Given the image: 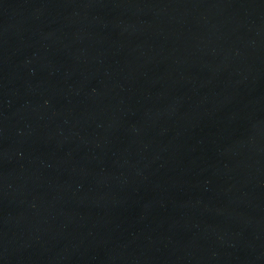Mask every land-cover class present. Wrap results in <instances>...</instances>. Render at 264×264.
Here are the masks:
<instances>
[{"label": "water", "instance_id": "obj_1", "mask_svg": "<svg viewBox=\"0 0 264 264\" xmlns=\"http://www.w3.org/2000/svg\"><path fill=\"white\" fill-rule=\"evenodd\" d=\"M0 264H264V0H0Z\"/></svg>", "mask_w": 264, "mask_h": 264}]
</instances>
